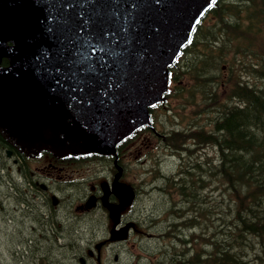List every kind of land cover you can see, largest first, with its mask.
Segmentation results:
<instances>
[{"label": "water", "instance_id": "95a60500", "mask_svg": "<svg viewBox=\"0 0 264 264\" xmlns=\"http://www.w3.org/2000/svg\"><path fill=\"white\" fill-rule=\"evenodd\" d=\"M213 1L0 0V135L25 151L113 153L150 120Z\"/></svg>", "mask_w": 264, "mask_h": 264}, {"label": "trees", "instance_id": "16d2710c", "mask_svg": "<svg viewBox=\"0 0 264 264\" xmlns=\"http://www.w3.org/2000/svg\"><path fill=\"white\" fill-rule=\"evenodd\" d=\"M224 68L228 73L221 77ZM169 78L172 87L160 103L164 109L171 110L173 99L198 106L200 93L207 105L203 114H209V123L196 121L193 128L172 130L164 137L178 156L196 158L185 161L186 172L183 164L179 177H170L164 194L171 190L201 210L202 221L195 214L194 225L202 223V239L196 232L192 236L205 244L200 253L179 262L166 257L151 264H191L192 259L198 264H264V0L211 3L169 67ZM186 78L192 82L189 90L181 85ZM221 87L227 88L223 100ZM0 148L13 147L0 136ZM182 219L180 226L188 229V217ZM157 250L164 255L163 247Z\"/></svg>", "mask_w": 264, "mask_h": 264}, {"label": "rangeland", "instance_id": "374dc122", "mask_svg": "<svg viewBox=\"0 0 264 264\" xmlns=\"http://www.w3.org/2000/svg\"><path fill=\"white\" fill-rule=\"evenodd\" d=\"M224 70L225 71L220 74L221 77L227 76L228 70L225 68ZM191 84L192 82H189L186 78L181 85L185 86L186 90H189ZM218 91L221 95L219 100H223L227 88L221 87ZM199 94L200 93L197 95V103H200L198 106L194 107L189 106L183 102L182 99H173L170 104L171 110L168 113L169 118L162 123L160 131L169 133L176 128L179 130L185 129L196 125V121L199 123H209V114L208 116L203 114V110L207 108V105H203ZM185 96L188 97V93L185 94ZM164 111L167 112V110H163V113ZM206 125L209 129L208 124ZM149 133L151 132L149 131ZM144 134L148 135L147 133ZM138 148L139 143H134L129 146L127 152L128 156H125L123 160L124 163L137 160V158L139 159L140 156L136 157ZM202 154L204 153L202 152ZM157 155H159V157L156 161L151 160L147 167L155 166V168H157L162 163L163 156L161 153H157ZM172 155V151L166 154V172L172 169H179V167L175 166L177 164L180 165L181 162H185L186 160L190 161L192 159L196 161L194 157H190L191 155L189 157L188 155H183V159L174 158ZM213 155L215 157V152ZM86 165L87 164H85V166ZM9 166L12 167L11 170H9ZM187 168L188 167L185 166L184 170L187 171ZM0 169V181L4 184L2 185V182L0 183V264H20L21 260L23 264H81L80 258H78L79 255H84L82 257H84L86 264H100L97 257L98 250H101L100 259L102 264H143L145 262L142 261L141 257L138 258L137 255L140 254L145 257H148V254L155 255L157 252V245L165 249V251L163 250L164 255L160 252H157V254L160 256L163 255L164 258L168 257V259L172 257V262L176 263L185 257L191 256V254L200 253L201 248L205 244L199 240L202 239L201 236L204 232L202 223L194 225L196 221L195 214H198L200 221H202L201 210L199 211V208L193 209V206L191 204L190 206L189 203H185V198H182L178 194L171 195V190L164 194L162 187L151 188L150 183L153 181L154 174H143L142 172L145 168H140L139 171H136V168L132 167L129 170L130 175L128 174V179H123V183L130 186L128 182L136 180L139 175L144 177L145 190L142 193V197L135 202L134 205L136 214L138 213L137 215L140 216L139 219H134V228L137 227L136 230L143 231L142 235H144L145 239L142 241L139 240V243H137V234L135 232H131L127 239H118L119 236L113 235L114 240H119L116 241L117 244H106L104 241L107 237H112L111 234H109L110 227L107 228L105 210L92 211V207L88 205L82 210L78 208L79 206L82 207L86 205L84 201L79 199L82 195L81 192L87 193L90 191L89 187L84 188V186L81 188H72L71 192L66 195L67 200H71V217L68 216L64 218V211L58 213L60 220L58 223L55 222V227L62 235L59 236L60 239H55L50 235L43 237L38 230L40 228H38V219L36 217L39 213H37L36 207H29L23 202L25 197L34 198L37 191L29 187L23 175L18 174L16 167L11 160L7 158L3 150H0ZM98 170L101 171V169ZM108 170L107 175H104L96 169H87V166H80L79 169H76L74 176L75 179L85 177L90 184L95 180L101 181L109 179L108 177L111 173L113 176L117 173V171L113 172L110 168H108ZM156 186L160 185L156 184ZM209 193L211 194V191H209ZM215 195L216 193L214 197ZM200 205L203 206L202 202ZM30 208L32 211H28ZM165 212L166 215L164 214ZM88 214L89 221L84 222L83 220L88 219ZM179 214L188 217L189 220L187 222L191 224L189 227L191 230H188L189 228H182V231L173 230L174 227L172 226L175 225ZM114 216L116 217V213ZM12 221H14V223ZM114 222L115 220H113L111 224ZM215 223L218 224L217 221H215ZM29 226L31 232L34 233V236H37L38 239H34L37 243H35L31 249L27 246L29 248V257L24 259L20 258L19 254L16 255L15 252L22 253L24 247L28 245L25 241L26 239H18V233L30 231ZM194 226H196V229H193ZM166 230H171L173 234L187 239V242L183 243L181 239H174L177 237L173 235L170 237L171 239L161 238L159 235L165 233ZM195 232L199 235V239L193 238L192 235ZM44 233H46V231H43V234ZM90 250L95 254L91 256L89 253ZM115 255H119V259L116 260ZM191 261V264H198L197 262L194 263L193 259Z\"/></svg>", "mask_w": 264, "mask_h": 264}, {"label": "flooded vegetation", "instance_id": "af4514ba", "mask_svg": "<svg viewBox=\"0 0 264 264\" xmlns=\"http://www.w3.org/2000/svg\"><path fill=\"white\" fill-rule=\"evenodd\" d=\"M2 64H6V61L3 62V59ZM159 127V125L150 126L151 133H138L137 139L134 143H139L136 157H140L139 159L137 158V160L126 163H124L123 160L125 159V156H128L127 152L129 147L119 152L116 150L115 154L109 156L102 155L98 157H94L90 153L81 154L80 156L56 155L47 150H42L37 155H12L10 160L16 167L18 174L23 175L25 181L28 182L29 187L37 191L34 198L25 197L23 202L29 207H36V211L39 213L36 217L38 219V228L41 229H38L39 233L43 237L50 235L55 239H60L59 236L62 235L55 227V222L58 223L60 220L58 213L64 211V218H67L68 216L71 217V200H67L66 195L71 192L72 188H81L84 186V188L89 187L90 191L87 193L81 192L82 195L79 199L84 201V204L86 203V205L82 207L79 206L78 208L82 210L88 205L92 207V211L105 210L107 228L110 227L109 234L112 236L107 237V239L104 240L105 243L117 244L116 241L119 240H114L113 235L119 236L118 239H127L131 232L137 234L136 242L139 243V240L141 241V239H139L141 231L136 230L137 227L134 228V219L137 220L140 216L137 215L138 213L136 214L134 205L135 202L142 197V193L145 190V180L143 176L139 175L138 178L136 176L137 179L128 182L130 184V186H128L123 183V179H128L127 176L128 174L130 175L129 170L132 167H135L136 171H139L140 168H145L142 172L143 174L152 173L154 170L153 166L147 167V165L151 160L156 161L159 157L157 153H161L163 161L157 168H160V174L162 177L157 181L153 180L152 183H150V187L161 188L168 183L170 176L165 173L167 165L166 154L170 150L172 151V149H169L164 141V137L167 136L168 133L165 131L161 132ZM144 133H147L148 135ZM172 153V157L178 158L176 153ZM85 164H87V169H96L104 175H107L109 171L108 168L113 172L117 171V173L114 176L111 173L108 177L109 179L101 181L95 180L93 183L89 184L85 177L75 179L74 176L76 169H79L80 166L86 167ZM8 168L9 170L12 169L11 166ZM98 169H101V171ZM156 184H159L160 186H156ZM128 192H130L129 195ZM28 211H32V209L30 208ZM115 213L116 217L114 216ZM87 216L88 219L83 220L84 222L89 221V214ZM113 220H115V222L111 224ZM12 222L14 223V221ZM43 231H46V233L43 234ZM18 239H26L25 241L28 245L24 247L22 253L15 252V254H19L20 258L27 259V257H29V248L31 249V247L37 243L34 239L38 238L37 236H34V233L31 232L30 228V231H22V233H18ZM92 252V250L89 252L91 256L95 254ZM97 253L99 263L102 264L100 259L101 250H98ZM82 256L84 255H79L78 258H80L79 260L81 261V264H86L82 262L81 258H84ZM115 259H119V255H115ZM20 264H23L22 260L20 261Z\"/></svg>", "mask_w": 264, "mask_h": 264}]
</instances>
